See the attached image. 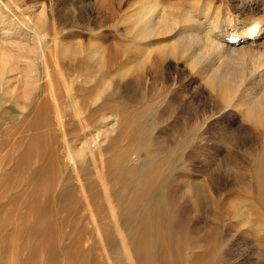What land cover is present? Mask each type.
I'll return each mask as SVG.
<instances>
[{
  "label": "rangeland",
  "instance_id": "rangeland-1",
  "mask_svg": "<svg viewBox=\"0 0 264 264\" xmlns=\"http://www.w3.org/2000/svg\"><path fill=\"white\" fill-rule=\"evenodd\" d=\"M251 19L263 54L264 0H0V264H264V125L166 53Z\"/></svg>",
  "mask_w": 264,
  "mask_h": 264
},
{
  "label": "bare ground",
  "instance_id": "bare-ground-1",
  "mask_svg": "<svg viewBox=\"0 0 264 264\" xmlns=\"http://www.w3.org/2000/svg\"><path fill=\"white\" fill-rule=\"evenodd\" d=\"M152 9L149 6H141L137 12H132L133 14L129 19L132 22V29H137L141 35L156 36V34L170 33L178 26V20L167 17L166 14L157 20L156 26H153L152 23L149 25V13ZM153 12L155 13V9ZM261 28L262 22L260 20L251 19L246 25H241L238 29L239 34H233L234 38H228L226 33L222 34L220 38L211 36V38H205V43L200 45L194 54L190 53V49L201 38L184 34L173 47L166 51L167 54L180 53L188 57V62L192 67L196 71H200V77L203 78L206 86L223 103L231 104L253 127L264 125V53L257 52L256 54L254 51L255 55H252L247 46H238L240 44L238 41L244 43L245 37L258 34L262 31ZM4 56L0 53V69L7 70L11 67V63L6 61ZM249 74L254 75L255 81L250 84L252 86L248 85L249 80L248 82L246 80ZM246 223L245 225H247ZM248 226L250 227V225ZM124 238L126 237L124 236ZM121 243L125 248H129L126 240H122Z\"/></svg>",
  "mask_w": 264,
  "mask_h": 264
}]
</instances>
